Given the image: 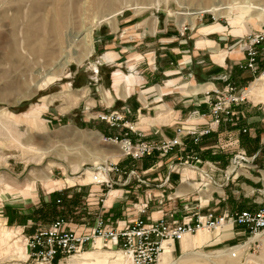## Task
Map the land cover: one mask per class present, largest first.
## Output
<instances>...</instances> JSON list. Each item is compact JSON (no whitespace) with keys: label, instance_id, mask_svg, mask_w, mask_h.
I'll list each match as a JSON object with an SVG mask.
<instances>
[{"label":"rangeland","instance_id":"374dc122","mask_svg":"<svg viewBox=\"0 0 264 264\" xmlns=\"http://www.w3.org/2000/svg\"><path fill=\"white\" fill-rule=\"evenodd\" d=\"M52 1L0 0V264H30V261L26 262L25 259L18 257L14 242L18 241V245L26 248V238L31 232L39 227L50 225L57 217L62 216L67 222L78 224L75 210L72 213L66 212L62 202H55L62 197L60 192H64L69 186L64 183L65 178L78 179L74 181V186L69 188L75 190L87 179L80 169H92L95 163L104 164L102 160L113 163L118 160L117 157H110L111 152L119 147L105 141L104 139L108 136H103L101 133L102 139L96 142L97 138L88 134V132L95 133V115L98 114L96 113L98 109H95V86L89 94H86L84 90L91 86L87 84L89 82H94L95 85V80L99 82V88L106 90L112 68L116 66V63H119L118 67L124 74L128 73L125 68H122L124 65L120 64V61L106 62L101 58L104 52L109 50L111 39L114 37V32L111 38L108 37L109 33L117 31L122 15L127 17L137 15L136 19L139 20L153 14L158 18L160 26L166 25L174 31L171 33L175 35L176 27L179 29L184 23H189L187 20L192 17L179 16L176 14L179 12H193V9L208 10L215 4L224 7L235 4L246 6L247 3L256 8L264 7V0H248V2L247 0H210L209 2L208 0H111L110 7L102 6L96 10L89 8V2H87L89 0H65L63 1V4H66L64 10L67 16L65 33L80 31L92 22L93 51L81 64L72 60L59 75H52L51 66L42 65V60L38 56L31 55L32 52L28 48L38 46L45 41L53 43L54 37L45 29L37 32L35 37H30L26 29L28 24L34 23V27L37 26L38 20L44 15L48 22H51L54 17L51 12L55 7ZM118 9H123L122 13L114 16L113 20L99 22L102 16ZM240 16L238 11L219 14L216 17L210 13H204L195 19V25L193 27L190 25L189 32L183 37L180 36L178 41L180 45L190 48L192 40L188 39V36L200 38L198 31L201 29V32L212 34L213 32L209 33L210 30L207 28L217 26L222 30L218 33L227 31L224 35L228 36L230 33L235 35L228 36L227 43L232 44L234 41L231 40L234 37L241 39L259 29L258 25L262 20L257 26L245 23L246 27H244L237 19L241 18ZM104 36L106 38H103ZM217 37L214 36V38ZM217 42L222 44L218 40ZM7 43L15 49H12L17 53L14 57L10 54L12 47L7 46ZM128 46L130 45H126ZM128 49L133 54L142 55L148 48L140 45ZM188 50L185 49L182 53L187 54ZM73 51L74 49L71 53ZM73 56H75L74 53ZM137 59H140V56ZM160 62L163 63V61ZM186 72L188 78L194 74L192 70ZM236 80H239V77ZM203 82L207 83L209 79L199 78L197 84H203ZM96 121L101 127L105 125V121L100 119ZM43 152L47 153L42 157ZM50 164H52L50 180L39 177ZM55 182L59 184L55 185ZM57 188L60 189L59 192L47 195L50 190ZM78 201L82 202L81 198ZM70 228L74 229V227ZM238 232L240 231L235 228L234 233ZM209 234L210 241L195 250L187 251V258H184L182 246L176 247V250L173 249L171 263L264 264V233L252 241L248 240L249 236L246 235L240 238L236 236L238 241L231 239L220 244L218 242L229 236L222 233L219 236L215 232ZM243 243H246L245 255L241 254L238 259H230L229 250L226 251V249L235 244L243 245ZM97 249H85L59 264H72L73 260L78 259L81 254L94 251H100L102 254L111 253V256H108L109 258L101 264H112V261L115 264L120 254L126 262V258L118 248L110 245L104 247L100 243V248L97 247ZM203 254L208 256L203 257Z\"/></svg>","mask_w":264,"mask_h":264},{"label":"crops","instance_id":"0c3cea01","mask_svg":"<svg viewBox=\"0 0 264 264\" xmlns=\"http://www.w3.org/2000/svg\"><path fill=\"white\" fill-rule=\"evenodd\" d=\"M136 16H121L117 31L109 33L111 38L114 32L109 50L101 57L106 62L120 61L128 73L124 74L116 63L106 90L99 88L96 80L95 85L94 82L87 83L91 86L84 90L89 94L95 86V109H98L95 133L126 137L132 143L159 144L174 138L181 125L194 124L204 128L208 124L209 117H197L193 112L198 110L201 113L206 109V105L200 103L205 91L198 87L206 84L213 88L221 86L220 81H211L212 77L231 71L232 80L236 83L243 85L251 81V74L237 67L244 61V54L238 47L242 38L234 37L231 40L234 42L229 44L228 36L235 35H224L227 31L218 33L222 32L221 29L206 34L201 29L198 31L200 38L188 36L192 40L188 48L180 45L181 35L177 27L173 35L171 32L174 31L166 25L160 26L153 14L139 20ZM140 45L148 48L142 55L128 51L129 47ZM216 46L219 51L226 52L223 61L214 59ZM185 49H189L187 54H183ZM190 70L194 74L188 78L185 73ZM199 78L209 79V82L197 84ZM102 112H117L123 120L116 127H110L106 122L101 127L96 120ZM181 143L165 156L153 152L138 160L123 157L120 152L113 157L118 159L115 164L120 172L109 174L113 187L108 191L87 179L75 189L80 193H75L70 187L65 188L58 200L61 199L66 212L75 210L78 218V224L70 221L69 227L82 232L93 224L97 216H102L112 227L121 228L136 218L186 222L196 215H230L264 207V104L247 105L234 124L221 126L202 137L197 144H193L189 137L182 138ZM238 149L249 156H257L252 166L239 169L236 176L226 181L223 172ZM193 156L199 160L195 168L184 163L193 164ZM59 190H50L47 195ZM76 194L79 195L75 198ZM231 229V235L219 244L231 239L238 241L242 237L234 233L235 228ZM236 229L242 231V228ZM181 246V242L174 243L173 249Z\"/></svg>","mask_w":264,"mask_h":264},{"label":"built area","instance_id":"2783aa9c","mask_svg":"<svg viewBox=\"0 0 264 264\" xmlns=\"http://www.w3.org/2000/svg\"><path fill=\"white\" fill-rule=\"evenodd\" d=\"M188 30H190V24L184 23L179 28V34L183 36ZM238 47L244 54V61L237 64V67L239 70L248 71L252 76L251 81L240 85L232 80L231 71L219 77H212L211 81H220L221 86L203 93L200 103L206 105L204 112L200 113L198 110L193 112L197 117H209V122L204 128H198L194 124L181 125L176 129L174 138L159 144L140 141L132 143L128 138L118 136L104 140L118 145L123 157L134 160L150 156L153 152L165 156L175 147L182 145V138L189 137L193 144H197L202 137L217 131L221 126L234 124L238 114L247 105L264 104V101L254 102L251 93L253 88H260L264 92V59L261 60L264 57V18L260 22L259 29L244 36ZM97 119L105 121L110 127L118 126V122L123 120L117 112L101 113ZM256 156L257 154L249 156L242 149L235 151L223 172L225 180L228 181L236 176L239 169L252 166ZM191 159H194L193 164H188L187 161L184 163L195 168L199 160L194 156ZM92 169L94 173H101L102 176L99 179L93 177L91 183L100 185L107 191L113 187L109 174L120 172L117 164L109 162ZM56 202L59 203L60 200ZM100 202L103 203L102 200ZM169 217L172 218V215ZM69 224L70 222L63 217H57L50 225L35 229L26 238V262L59 264L85 249H95L97 244L101 243L104 247L110 245L118 248L129 264H159L165 246L172 247L173 250L174 243H180L185 236L192 237L199 231L221 232L225 226L229 225L232 229L242 228L237 235H248V240L264 233V207L253 211L242 210L230 215L217 216L213 213L196 215L193 220L186 222L176 219L169 221L164 218L156 221L136 218L121 228H114L107 224L102 216H97L93 224L82 232L71 229ZM238 246L244 247L241 250H233ZM228 248L230 259H238L241 254L246 253V243L235 244Z\"/></svg>","mask_w":264,"mask_h":264},{"label":"bare ground","instance_id":"6f19581e","mask_svg":"<svg viewBox=\"0 0 264 264\" xmlns=\"http://www.w3.org/2000/svg\"><path fill=\"white\" fill-rule=\"evenodd\" d=\"M63 1H65V0H53L52 1L53 3H55V7L52 9L53 12H51V13H53L52 16H54L53 18L51 16V18H52L51 22H48V19L44 15V16H41V18L38 20L39 22H38L37 26L34 27V25H33L34 23H33V24H28L27 28H26L27 32H28L27 34H29L30 37H32L35 34H37V32H39L41 29H45V30H47V32L50 31V34H52V36L54 37L53 43H48L47 41H45L42 44L39 43L38 46L29 47L28 48L32 52V54L30 53L31 55L38 56V58H40L42 60V62H43L42 65L51 66V70L53 72L52 71H50V72H52L51 73L52 75H59L69 65V63L72 60H75L76 63L81 64V62L83 60H85L88 56H90V54L93 51V44H92L93 23L92 22L89 23V24L87 23L88 24V25L86 24L87 26L83 25L84 27L80 31H77V32H66L65 33V29H66V25H67V16H66V13H65V10H64V5H66V4H63ZM110 1L111 0H89L87 2H89V8L91 7V8H95L97 10V8L102 7V6L110 7L111 6ZM209 1L210 0H208V2ZM247 2H248V0H247ZM82 3H83V1H82ZM253 3L255 4V2H253ZM256 4H258V6L260 5L259 3H256ZM261 5H263V4H261ZM86 10L87 9L85 8V11ZM122 10L123 9H118V10H116L114 12L112 11L108 15L102 16V18L99 20V22H102L104 20L106 21L108 19L113 20L114 16H116L119 13H121ZM193 10H194L193 12H179V13H176V14L179 15V16H192L191 18L189 17L190 19H188V17H186L188 19L187 22H189L191 27H193L195 25V19L197 17L202 16L204 13H210V14H212V15H214L216 17L219 14H230L232 11H238L241 14V16H240L241 18H237V19L239 20L240 24L242 26H244V27H246L245 23H251L252 25L257 26V24L264 18V7L261 6L260 8L259 7L256 8V7H253L250 4L247 5V3H246V6L235 4V5H232V6H227L226 5L224 7H221V5L215 4L213 6H210L208 10H202V9H193ZM221 10H223V12H221ZM92 12H94V10ZM237 19L235 21H237ZM155 20L156 19H154V21ZM230 21L232 22V20H230ZM35 23H37V21ZM207 29L210 30V33H211V31H216V30L221 29V28L216 26V27L207 28ZM234 32H235V30H234ZM8 44L9 43H7V46L11 45V44L10 45H8ZM10 47H12L11 48V50H12L13 46H10ZM73 49L75 51V52L73 51L75 56H73V53H71V51ZM215 49H216L215 52L217 51V54L214 55V59L217 60V61H219V60L223 61L224 58H225L226 52L219 51L217 46H216ZM8 50H10V49H8ZM13 50H15V49H13ZM13 50L10 51L11 52L10 54L12 55V57L17 55L16 51H13ZM27 54H28V52H27ZM26 82H28V81H26ZM198 88L200 90L207 91V90L212 89L213 86L211 84H206V85H201ZM251 93H252V99L254 100V102L264 101V92L260 88H253L251 90ZM88 134L90 136H92V137L95 136L97 139H102L101 135H99L97 133L88 132ZM120 152H121V150L119 151V149L114 150L113 152H111L110 157L113 158L114 156L119 155ZM46 153L43 152L42 153L43 154L42 157L45 156ZM102 161H103V163H105V160H102ZM100 165L101 164L95 163V167H99ZM51 166H52V164L48 165V167H46V169L42 171V174L39 177H41V178H43L45 180H50L49 175L52 172V171H50ZM70 170H71V168H70ZM80 170L83 171V174L86 175V178H87V180H89V182H91L93 180V177L99 179L102 176L101 173H98V174L94 173L93 169H88L87 168V169H80ZM64 173H65V170H64ZM76 179L77 178L67 177V178H65L64 183L69 185L68 187H72L74 185V181ZM2 182L3 181H1V183ZM57 184H59V182H55V185H57ZM215 233H216V235H218V233H219V236H220V231H216ZM221 233L223 235H225V236L231 235L230 226L229 225L225 226L222 229ZM225 236H223V237H225ZM257 237L258 236L250 238V241L254 240ZM209 238H210V234L207 233L206 231H199L196 235H194L192 237L191 236H185L182 239V241H181L182 252L184 253V258L188 257L187 256L188 255L187 251L195 250V249L205 245L206 243H208L210 241ZM19 242H20V240H19ZM17 243H18V241L14 242L15 250L18 252L17 254H19L18 257L20 259H25L26 260V258H27L26 257L27 254H25L26 248L21 246V245H18ZM97 247L100 248V243L97 244ZM97 247L95 248V250H98ZM240 249H242V246H238V247L234 248L233 250H240ZM24 250H25V252H24ZM227 250H229V249H226V251ZM172 251H173L172 247H166L165 246L164 253L161 255V258H160L161 261H159V263L160 264H172L171 263V258H172V254L171 253H172ZM111 252H112V250H111ZM199 254L202 255V253H199ZM120 255H118V256L116 255L117 256V260H116L115 264H129V262L127 260L125 262L123 257H121ZM108 256H111V253H109V252L107 253L106 252V253L102 254L100 251L99 252L94 251L93 253H88V252L86 253L85 252V253L81 254L80 257L78 256L79 257L78 259L76 258L75 260H73L74 262H72V264H75V263H82V264H88V263L89 264H96L97 263V264H101V262H105L106 259L109 258ZM204 256L207 257L208 255L206 256V255L203 254V257ZM91 260L94 261V262L93 263L89 262ZM112 262L114 263V261H112ZM183 263H185V261H183Z\"/></svg>","mask_w":264,"mask_h":264}]
</instances>
